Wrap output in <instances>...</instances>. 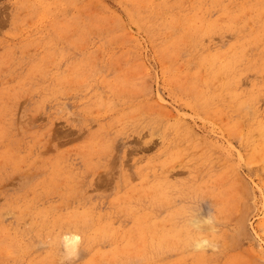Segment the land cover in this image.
I'll return each mask as SVG.
<instances>
[{
	"label": "rangeland",
	"instance_id": "rangeland-1",
	"mask_svg": "<svg viewBox=\"0 0 264 264\" xmlns=\"http://www.w3.org/2000/svg\"><path fill=\"white\" fill-rule=\"evenodd\" d=\"M0 264H264V0H0Z\"/></svg>",
	"mask_w": 264,
	"mask_h": 264
},
{
	"label": "clouds",
	"instance_id": "clouds-1",
	"mask_svg": "<svg viewBox=\"0 0 264 264\" xmlns=\"http://www.w3.org/2000/svg\"><path fill=\"white\" fill-rule=\"evenodd\" d=\"M207 243H208L207 241H201V242L197 243L196 247H197V249H199V248H201L203 246H206Z\"/></svg>",
	"mask_w": 264,
	"mask_h": 264
}]
</instances>
